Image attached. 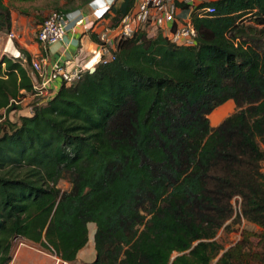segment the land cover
<instances>
[{
  "label": "trees",
  "instance_id": "1",
  "mask_svg": "<svg viewBox=\"0 0 264 264\" xmlns=\"http://www.w3.org/2000/svg\"><path fill=\"white\" fill-rule=\"evenodd\" d=\"M133 4L113 2L109 26ZM191 21L193 45L139 28L43 100L31 55L1 56L0 264L22 239L76 263L91 223L83 264H264V0L203 1ZM11 28L0 0V33ZM26 95L33 112L13 121ZM229 100L235 110L210 126ZM241 219L260 231L224 248L218 231Z\"/></svg>",
  "mask_w": 264,
  "mask_h": 264
},
{
  "label": "built area",
  "instance_id": "2",
  "mask_svg": "<svg viewBox=\"0 0 264 264\" xmlns=\"http://www.w3.org/2000/svg\"><path fill=\"white\" fill-rule=\"evenodd\" d=\"M101 4L95 7L91 16L83 14L75 20L72 29L83 26L85 29L94 32L96 35L95 48L91 51V58L94 60V65L98 62H107L115 58V53L118 50V43L132 34L139 28L149 27L150 29L161 31L166 38L177 45H193L196 37V30L191 21V17L175 22L178 6L175 0H134L133 7L130 11L124 14L117 25L109 26L108 18L105 13L110 10L113 0H96ZM215 11L213 6H207L200 9V15H208ZM172 25L167 28V25ZM67 30V16L58 11H51L39 26L37 34V42L41 47L42 53L38 59H31L30 74L34 78L33 88L37 91L34 96L47 99L51 97L56 90L52 83L56 79H61L62 82H72L78 79L83 71L84 65L78 61L77 55L73 59L67 58L61 63H56L51 66L47 73L42 62L45 60L44 53L49 45L59 42L63 39ZM13 47V44H11ZM15 53H10L14 59H20L23 64H26V58L20 50L12 48ZM22 100V99H21ZM15 101V103H21ZM38 101L36 104H38ZM34 104L29 107L27 114H32ZM53 250V249H52ZM53 259V264H66L62 261L54 251H49Z\"/></svg>",
  "mask_w": 264,
  "mask_h": 264
},
{
  "label": "rangeland",
  "instance_id": "3",
  "mask_svg": "<svg viewBox=\"0 0 264 264\" xmlns=\"http://www.w3.org/2000/svg\"><path fill=\"white\" fill-rule=\"evenodd\" d=\"M88 1V3H85ZM113 0L112 2H115ZM11 12L12 28L9 33H0V42L11 41L16 49H25L24 45H32L37 42V34L40 24L51 11H61L63 15H91L95 7H98L101 2L96 0H4ZM149 36H154L158 33L157 30H152L146 27ZM6 44V43H5ZM5 47V46H4ZM12 47V48H13ZM6 53V54H5ZM3 55L13 57L10 53L4 52ZM94 61V60H93ZM30 69V67H29ZM31 70V69H30ZM43 100V97H40ZM39 100V101H41ZM34 104V98L30 95L28 99L21 100V108L12 115V120L17 121L21 114L28 112L29 107ZM235 110L232 100L218 106L209 115L210 126L217 125L222 119ZM3 119V111L0 113V121ZM264 165V164H263ZM59 187L68 189L69 184L65 180L59 182ZM239 210V200H234V211ZM94 224H89V241L85 248L80 252V257L85 259L82 261L91 262L95 258V250L93 244V231L91 230ZM93 229V228H92ZM94 230V229H93ZM244 231L259 232L260 228L253 223L244 219L230 226V229L222 228L216 235V240L224 247L228 248L238 242ZM253 243H256V238L251 237ZM31 249L38 253L28 264H52L53 259L49 252L42 249L38 245L27 241L17 240L13 248V253L17 248ZM81 261L77 262L79 264ZM214 264V262H212Z\"/></svg>",
  "mask_w": 264,
  "mask_h": 264
},
{
  "label": "crops",
  "instance_id": "4",
  "mask_svg": "<svg viewBox=\"0 0 264 264\" xmlns=\"http://www.w3.org/2000/svg\"><path fill=\"white\" fill-rule=\"evenodd\" d=\"M203 1H213V0H176V2L178 3L189 4V6L188 8H182L178 6L175 22L178 23L180 21L190 18L193 8L198 4L202 3ZM85 16H91V15L85 14ZM78 17L79 15H67V30L63 39L59 42L49 45L47 51L44 53L45 60L44 62H42V66L47 73L50 71L51 66L53 64L61 63L62 60H65L67 58L73 59L75 55H77L78 61L82 65H84L85 69H90L91 67H94V61L91 58V51H93V49L96 46L94 40H92L91 38L94 32L85 29L83 26L76 27L75 30H73L72 26L74 25V22ZM171 25L172 23H169L167 25V28H169ZM161 31L165 33L166 29H162ZM5 43L7 42L6 41L0 42V58L5 52L4 51L5 48L4 46L6 45ZM24 47L25 50L31 55L32 59L34 60L38 59L42 54V50L38 42L32 45H24ZM32 80L34 82L33 77ZM61 84H62L61 79H56L52 83L53 87H56V90H54V92H56L59 89ZM29 97L30 95H26L22 99L23 100L28 99ZM35 251L20 247L17 248L15 253L12 252L13 253L12 260L9 264H28L29 260H31L35 255L38 254ZM80 252L78 253L76 263L79 262L80 260L81 262L79 264H83L84 262H86V261H82L85 259L84 257L86 256V254L83 256V258H81ZM76 263L66 262V264H76Z\"/></svg>",
  "mask_w": 264,
  "mask_h": 264
},
{
  "label": "bare ground",
  "instance_id": "5",
  "mask_svg": "<svg viewBox=\"0 0 264 264\" xmlns=\"http://www.w3.org/2000/svg\"><path fill=\"white\" fill-rule=\"evenodd\" d=\"M4 51L7 52V53H15L14 50L12 49V46H11V43H10V40L7 41L6 45H5V48H4ZM6 54V53H5ZM95 226L93 225L92 228H94ZM91 228L92 231H94L93 229Z\"/></svg>",
  "mask_w": 264,
  "mask_h": 264
},
{
  "label": "water",
  "instance_id": "6",
  "mask_svg": "<svg viewBox=\"0 0 264 264\" xmlns=\"http://www.w3.org/2000/svg\"><path fill=\"white\" fill-rule=\"evenodd\" d=\"M94 70H95L94 67H91V68L89 69L90 72H93Z\"/></svg>",
  "mask_w": 264,
  "mask_h": 264
}]
</instances>
